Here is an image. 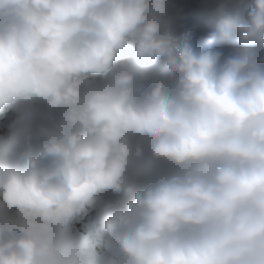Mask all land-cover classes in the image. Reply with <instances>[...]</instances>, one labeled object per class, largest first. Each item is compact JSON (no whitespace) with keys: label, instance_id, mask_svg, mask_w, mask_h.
<instances>
[{"label":"clouds","instance_id":"9594fccd","mask_svg":"<svg viewBox=\"0 0 264 264\" xmlns=\"http://www.w3.org/2000/svg\"><path fill=\"white\" fill-rule=\"evenodd\" d=\"M169 6L0 0V264H264V0L223 63ZM148 156L168 169L102 199ZM90 210L102 253L72 230Z\"/></svg>","mask_w":264,"mask_h":264},{"label":"rangeland","instance_id":"374dc122","mask_svg":"<svg viewBox=\"0 0 264 264\" xmlns=\"http://www.w3.org/2000/svg\"><path fill=\"white\" fill-rule=\"evenodd\" d=\"M231 1L237 2L238 0H169V4H170V6H169V19H170L169 23H170L172 29L174 27L173 23H175V26L177 25L176 27H174V30H172L173 33L176 34L175 31L179 27L177 32L180 33L179 30H181V33H180V36H178V37L182 38L184 36L182 25L185 24V26H186L187 24H191V23L193 24V22L195 24L196 23L195 21H197V23H199L201 25H204L203 28L207 32H211V31H217V29L214 27L217 25L221 26V23H223V21H225L226 19L232 20V25L236 24V22H238V20H239V22L246 20L247 11H244V13H245L244 14L241 12H236L233 9L227 8L228 3H230ZM239 1L242 4H245V3L248 4V6H250L252 3V0H239ZM248 9H249V7H248ZM235 14H237V15H235ZM172 16H175V17H173V19L175 18L174 20L171 18ZM229 16H230V18H229ZM189 20H191V21L187 22ZM174 21H176V22L179 21V24H176V22H174ZM180 21H182V23ZM180 23H181V25H180ZM178 25H180V26H178ZM196 38H197L196 35L191 37V39H193V40H191L192 44H193V42L198 41V39H196ZM238 42L235 44H229L228 42L227 43L223 42L224 44H221L219 46L214 47L216 50H218L222 53L221 63H223V61L225 59H227L228 57H230L231 55L234 54V50H235ZM161 68H163V66L160 67L159 69H161ZM158 76L161 77V74ZM162 76L163 77H161V78H165V74ZM12 117H13V113H11V112H9L7 115L0 116V137L7 135V131H8L7 123ZM140 166H143V167L146 166L149 169H151V171H158V172L165 171L169 167L166 162L154 160L151 158V156H148V157H146V159L144 161H142L140 163H136V162L130 163V165L128 167L129 173L127 171L126 174L130 176V173L133 171V169L138 168V167L142 168ZM152 168H153V170H152ZM118 194H120V193H118ZM89 213H90V211H88L84 215L77 218L73 223L72 230L76 235H78L84 241V243L87 247L93 248L96 253H102L104 250V248H103V239H104L103 234L100 231V225L95 224V226H94L93 225L94 223L91 224L90 220L93 218V215H92V217H90ZM88 225H90L91 228H92V226H94V228L92 229L93 231L89 235V238L87 240L84 238V236H85L84 229L81 226H88ZM99 243H100V245H97Z\"/></svg>","mask_w":264,"mask_h":264},{"label":"bare ground","instance_id":"6f19581e","mask_svg":"<svg viewBox=\"0 0 264 264\" xmlns=\"http://www.w3.org/2000/svg\"><path fill=\"white\" fill-rule=\"evenodd\" d=\"M234 2L231 1L230 3H228L227 8L233 9L234 11L241 12V13H244V11H248V7H249L248 4H246V3L245 4H242V3H240L239 0L237 2H235V3ZM235 15H237V14H235ZM230 16H229V18H230ZM173 17H175V16H172L171 18L173 19ZM191 20H189L187 22H190ZM244 21H240L239 22V20H238V22H236V24H233L232 25V20H230V19L227 20L226 19L225 21H223V23H221V26L220 25L219 26L217 25V26L214 27V28L217 29V31H211V32H207L203 28L204 25H201V24L197 23V21H195L196 22L195 24L193 22V24L192 23L191 24H187L186 26H185V24H183L182 25V28H183L184 34L187 33V34L190 35V37L195 36V35L197 36L196 39H198V41L197 42H193V46H194V48L200 50V49H203V48L209 46V43L208 42H209V39L211 37H214V39L212 40V43L210 45L213 48L216 47V46H219L221 44L227 43V42L229 44H235V43H237L239 41V33L236 31V25L238 23H241V22H244ZM174 22H176V21H174ZM177 22H176V24H179V21H177ZM180 22L182 23V21H180ZM181 23H180V25H181ZM173 24H174V27L177 26V25L175 26V23H173ZM180 25H178V26H180ZM174 27H173L172 30H174ZM178 29H179V27H178ZM178 29H176V31H175L176 34L173 33V35L176 38H179L178 36H180V33H181V30H179L180 33L177 32ZM191 40H193V39H191ZM125 51H127V50L125 49L122 53H125ZM119 62H131V59H124V58L119 57ZM162 66H163L162 63H157L155 65H152L151 68L149 69V71H151L152 73H154L156 75H160L161 74V77H163L162 75L165 74L164 73V69L163 68L159 69ZM140 71H141V73H143L144 70L143 69H140ZM140 167H142V168H139L138 167V168L133 169V171L134 170L135 171L134 172L132 171L130 173V176L126 174V176H127V182L125 184L124 189L120 192V194L108 192V193H105V195L102 197V199L104 201L111 200V201H119L121 203H126L127 200L129 198H131V195L142 186L143 182L146 179V175L151 171V169H149L146 166H144V167L143 166H140ZM152 170H153V168H152ZM128 173H129V171H128ZM89 214H90V217H92V215H93V218L90 220L91 221V224L94 223L93 224L94 226H95V224L100 225L101 221H100V218L98 216V213L95 210H90V213ZM94 226H92V228H91L90 225H88V226H81L84 229V234H85L84 238L85 239L88 240L89 235L92 233V231H93L92 229L94 228ZM97 245H100V243L97 244Z\"/></svg>","mask_w":264,"mask_h":264}]
</instances>
